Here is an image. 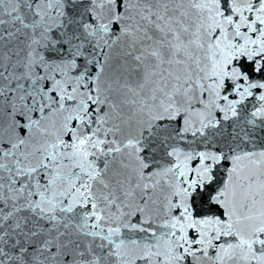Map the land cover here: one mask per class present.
<instances>
[{
    "label": "snow or ice",
    "instance_id": "1",
    "mask_svg": "<svg viewBox=\"0 0 264 264\" xmlns=\"http://www.w3.org/2000/svg\"><path fill=\"white\" fill-rule=\"evenodd\" d=\"M0 264H264V0H0Z\"/></svg>",
    "mask_w": 264,
    "mask_h": 264
}]
</instances>
